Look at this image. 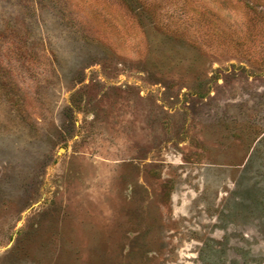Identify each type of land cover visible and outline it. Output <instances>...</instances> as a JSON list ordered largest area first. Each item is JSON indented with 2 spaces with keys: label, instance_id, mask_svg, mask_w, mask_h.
<instances>
[{
  "label": "rangeland",
  "instance_id": "rangeland-1",
  "mask_svg": "<svg viewBox=\"0 0 264 264\" xmlns=\"http://www.w3.org/2000/svg\"><path fill=\"white\" fill-rule=\"evenodd\" d=\"M0 264H264V0H0Z\"/></svg>",
  "mask_w": 264,
  "mask_h": 264
}]
</instances>
